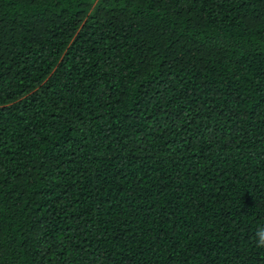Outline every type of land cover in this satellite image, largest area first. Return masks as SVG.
<instances>
[{
    "label": "trees",
    "instance_id": "16d2710c",
    "mask_svg": "<svg viewBox=\"0 0 264 264\" xmlns=\"http://www.w3.org/2000/svg\"><path fill=\"white\" fill-rule=\"evenodd\" d=\"M264 0H0V264H264Z\"/></svg>",
    "mask_w": 264,
    "mask_h": 264
},
{
    "label": "clouds",
    "instance_id": "9594fccd",
    "mask_svg": "<svg viewBox=\"0 0 264 264\" xmlns=\"http://www.w3.org/2000/svg\"><path fill=\"white\" fill-rule=\"evenodd\" d=\"M256 243L258 247H264V226H260L256 233Z\"/></svg>",
    "mask_w": 264,
    "mask_h": 264
}]
</instances>
